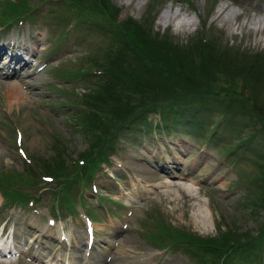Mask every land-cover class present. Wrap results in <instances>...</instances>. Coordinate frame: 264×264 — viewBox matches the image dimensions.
Listing matches in <instances>:
<instances>
[{"label": "rangeland", "instance_id": "1", "mask_svg": "<svg viewBox=\"0 0 264 264\" xmlns=\"http://www.w3.org/2000/svg\"><path fill=\"white\" fill-rule=\"evenodd\" d=\"M30 1L34 3L35 11L38 12L35 19L39 21L42 18L41 23L44 25L42 27L44 30L36 31L40 33L45 31L44 52L37 54L34 63L40 66L50 60L52 65L40 74L35 73L34 70L31 78L0 80V165L16 172L31 170V167L27 166L26 162H21L20 157L17 156V143H14L16 132L20 134L22 140L21 148L28 155L49 157L54 147L56 150H66L70 159H77L80 152L86 148V144L81 135L71 127L70 112H73L74 108L67 112V108L59 103L65 105L70 93L79 94L82 89L94 83L85 78L68 80L58 74L69 69V65L70 70L78 67V62L69 65L65 63L74 60L80 53V44L73 40L69 46H62L63 48L60 49H58L60 46H57L52 49L58 32L49 28L54 21L50 12L54 11L57 2L48 5L38 2L40 0ZM110 1L112 6L119 9L122 18L131 17L136 21L143 18L145 11L151 8L153 30L159 32V35L166 33L174 47L177 46L179 49L185 47L184 53L186 48H191L190 42L199 39V31L205 29L204 33L208 38L210 37L207 39H212L210 45L213 49L212 55L213 57L214 54L217 55L214 65L198 88L219 89L224 93L229 87L225 84L231 82L240 98L248 96L249 92L244 87L246 76L242 75L241 79L237 72L228 69L227 59L221 60L218 53H224L225 48H232L237 54L248 56L264 54V32L258 31L254 34V31L250 30V27L257 26L254 21H257L258 17H264V13L260 12L264 0L215 2L213 0H142L145 4L140 8L135 5L126 8V5L127 1L134 4V1L141 0H126L122 6L120 5L122 0ZM254 4L256 7L251 8ZM164 11H169L170 17L166 18V25L164 21H159V15ZM233 15L236 16V20L230 23L228 18L234 17ZM200 22L205 24L201 25ZM34 29H37V26ZM36 31L30 27L27 29L24 25L19 30L14 29L4 33V36L17 37L19 42L30 41ZM57 31H60L59 27ZM107 41V37L88 31L81 39L83 44L81 47H85V51L90 47V50L94 53L97 51L99 56L98 50L107 44ZM178 52L182 54L181 50ZM194 52L199 53V49ZM134 76L138 77L139 74L134 73ZM138 79L144 80V77ZM171 82L176 83V80L172 79ZM13 84L16 90L12 92ZM22 84L32 87L26 86L29 90L23 88L21 90ZM253 84L257 86L252 89L256 94L263 84L248 82L249 86ZM218 118L202 119L201 122L191 119L192 129L187 131L177 129L178 132L163 134L154 129L149 136L138 137L133 144L120 137L115 139L116 148L109 155V166L103 167L102 171L92 178L98 194L92 195L88 187L81 189L82 205L88 209H95L94 215L99 220L92 224L98 240L102 244L113 245L110 250L111 262L114 253L120 250L138 257L150 248L143 236L144 232L150 229L146 220V215L149 214H159L172 226L203 238L214 237L227 230H235L236 233L245 231L256 233L255 217L248 208V200L255 193L258 185L257 182H253V179L259 175L257 167L264 164V134L246 115L234 118L233 123L238 127L218 125ZM153 119L157 117L146 115L147 121L153 122ZM241 140L244 142H240ZM176 146L181 150L179 155ZM149 154L151 157H147ZM172 161H177L179 164H171ZM146 162L153 163V167L156 165L165 167V173L154 171V174H149L150 165ZM0 170L8 172L4 167ZM163 182H167L169 186L160 187L158 194H151L145 200H141L143 203L129 207L131 202L155 190L154 186H163ZM45 186L39 184L38 190L42 193L40 200L42 206L33 207L31 211L33 215L39 214L37 220L42 227H45L43 216L49 204L47 188H43ZM71 195L73 196L74 193ZM112 210L115 211L114 214L110 213ZM50 213H55L54 209L51 208ZM258 216L264 218V213H259ZM28 217L27 213L13 209L0 212V222L5 223L4 230L7 233L14 231L21 240L25 233L27 239L30 236ZM69 218L71 225L65 220L62 224L63 230L71 228L69 231L71 235L76 229L77 232H82L81 220L74 215H69ZM119 227L124 231L118 232ZM47 231H50L52 237V231L63 235L68 233L58 229L56 221ZM73 245L78 246L79 243L75 242ZM129 247L132 248V252L128 251ZM34 248V244L31 243L28 254H33ZM91 254H94V251H91ZM158 260L160 264H195L180 252L156 255L149 259L138 260L134 264H153ZM118 262L119 260H116L114 263ZM220 262L249 264V261L243 259L241 255L224 257ZM7 264L30 263L23 258ZM251 264H264V251L256 256Z\"/></svg>", "mask_w": 264, "mask_h": 264}, {"label": "trees", "instance_id": "2", "mask_svg": "<svg viewBox=\"0 0 264 264\" xmlns=\"http://www.w3.org/2000/svg\"><path fill=\"white\" fill-rule=\"evenodd\" d=\"M100 1L104 4H98ZM0 4L3 5L2 11H8L7 14L1 13L3 19L11 18L9 20L17 23L25 18L19 3L4 1ZM64 5L78 17L79 24H87L86 19L90 17L101 20L106 18V22L111 24L115 18V10L105 0H66ZM103 11L106 15L102 14ZM144 17L139 22L127 18L120 24H112L109 28L111 43L102 49L101 60L94 62L91 59L90 64L89 59L84 61L96 69L98 65L105 66L114 77L109 80L110 85L106 81L91 98L80 95L81 99L71 105L75 111L71 114V127L88 143L86 152L90 156L85 157V164L90 173L85 172L86 165L79 166L75 162L73 166L66 168L62 163V157L66 153L54 147L53 153L46 159L29 155L32 173L29 172L30 169L23 173L0 170V192L7 204L25 206L30 199L22 189L34 185L39 174H42L53 179L58 187L55 186L54 193L60 192L61 198H57L60 204L66 205L68 193L81 184L79 178L83 177L84 172L86 175L92 174L93 166L106 160L114 147V137L123 128L141 122L149 111L161 113L162 120L157 126L162 131L192 127L184 125L183 117L187 116L196 122L212 116L219 117L218 125L238 127L233 123L234 118L246 115L264 134V54H237L232 48H225L224 53H218L221 60L227 59L228 69L237 72L241 79L242 75L246 76L243 79L244 87L249 93L245 98L238 96L231 82L225 84L229 87L224 93L219 89L202 90L198 86L205 80L217 55H212V39L205 40L199 36L201 38L189 43L191 48H186L184 53L185 47H174L166 33L159 35V32L152 31L149 10ZM198 49L199 53H195L194 50ZM134 73L139 76H134ZM65 76L77 77L80 74L74 69L65 71ZM141 77L144 80L138 79ZM172 79L176 83L171 82ZM253 81L263 84L259 87L261 91L257 90L256 94L252 89L257 86L248 85V82ZM66 107L70 109V106ZM134 128L135 126L133 130ZM257 170L259 175L253 182L258 185L248 200V208L255 217L256 233L227 230L214 237L203 238L187 230L175 229L169 224L151 220L156 244L160 248L169 245L190 260L193 259L196 264H221L222 258L235 255H241L249 264L253 263L256 256L264 251V218L258 216L259 213H264V164L259 165Z\"/></svg>", "mask_w": 264, "mask_h": 264}, {"label": "bare ground", "instance_id": "3", "mask_svg": "<svg viewBox=\"0 0 264 264\" xmlns=\"http://www.w3.org/2000/svg\"><path fill=\"white\" fill-rule=\"evenodd\" d=\"M236 3V2H235ZM237 5V4H236ZM250 10V9H249ZM220 11V10H219ZM169 12V11H168ZM168 12L166 11H164L163 12V14H162V16L160 17V19L162 20V21H164V22H166V20L167 19H169L170 17H169V15H168ZM260 12H262V14L264 13V7L263 8H260ZM234 13V12H233ZM236 13V12H235ZM234 13V14H235ZM248 13V12H247ZM227 14V13H226ZM249 14V13H248ZM220 15V14H219ZM234 16V15H233ZM174 17V16H173ZM167 18V19H166ZM225 18H227V17H225ZM258 20L257 21H254V23L255 24H257V26L256 27H250V30H253L254 31V34H257L258 33V31H261V33H263L264 32V17H258L257 18ZM228 20H230L229 22L230 23H232V22H234L235 20H236V16H234V17H229L228 18ZM231 20H233V21H231ZM148 42V41H147ZM0 49H1V52H5L6 53V48L4 47V46H2V45H0ZM22 65L24 66V67H28V64L27 63H24V62H22ZM14 85V84H13ZM12 88V92L13 91H15L16 90V87H15V85H14V89H13V86L11 87ZM19 87H17V89H18ZM18 91V90H17ZM147 157H151V155H148ZM148 164V163H147ZM149 168V174H154V171L156 172V171H159V169L160 170H162V172H164L165 171V168L163 169V168H161V167H148ZM200 219H202V218H200ZM199 219V220H200ZM30 225L32 226V230H31V237H33L34 239H40L41 237H42V229L39 227V225H37L36 223H34L33 222V220L32 221H30ZM46 243V244H45ZM43 245L44 246H47L48 245V242L46 241ZM49 246V245H48ZM47 246V247H48ZM46 247V248H47ZM74 248V247H73ZM74 250L75 251H77V248H74ZM53 252H55V257H54V259H56L57 258V255H60L61 256V259H62V261H64L66 258L69 260V263L70 264H76V259H73V256H74V253H73V251L71 250V248H68V249H66V251H64V249H61V251H59L57 248L56 249H54V251ZM100 253H105V251H101ZM81 264H82V262H81Z\"/></svg>", "mask_w": 264, "mask_h": 264}]
</instances>
